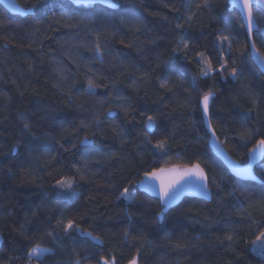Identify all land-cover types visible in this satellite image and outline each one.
Wrapping results in <instances>:
<instances>
[{"label": "trees", "instance_id": "obj_1", "mask_svg": "<svg viewBox=\"0 0 264 264\" xmlns=\"http://www.w3.org/2000/svg\"><path fill=\"white\" fill-rule=\"evenodd\" d=\"M111 1L119 6L111 10L100 5L75 6L74 0H43L42 6L23 17L12 16L0 6V19L5 21L0 27V152L7 153L0 156V264H24L27 249L37 243L55 248V255L43 258V264H75L85 257L89 259L84 264H95L101 252L115 255L116 264H127L137 249L139 264H264V256L258 255L252 244L237 239L235 251H230L227 242L220 243L232 231L248 240L255 238L253 226L241 222V216L247 208L255 219L264 217V210L249 206L247 200L252 195L259 199L264 183L232 177L207 147L200 112L183 106L179 80L190 75L195 65L189 66L172 48L179 31L175 30L177 17H183L179 20L183 24L190 14L184 6L186 0ZM16 2L29 10L36 0ZM197 2L187 0L195 15L185 24V35L192 37L199 50L207 44L208 51H215L212 33L227 30L230 22L239 34L233 45L240 58L239 81L217 77L204 82V90L213 85L219 89L212 101V129L227 153L244 164L255 139L244 144L238 137L244 126L264 128V74L253 65L247 51H236L247 40L237 12L227 0H214L211 11L201 12L196 10ZM174 8L180 12L172 11ZM254 11L257 22L264 23V15ZM259 35L258 31L256 45L264 54ZM97 43L105 49L102 64L91 51ZM194 55L190 53L189 59ZM89 67L97 76L108 77L97 81L109 85L107 90L97 89L99 95L83 93L85 74L91 75ZM65 68L68 79L77 81L71 92L58 83L57 73ZM165 77L171 80L168 86L172 92L160 87ZM113 81L116 89L111 87ZM117 91L127 98L125 107L130 106L127 118L114 108L119 101L101 104L107 92L115 95ZM252 99L258 100L257 108L249 112ZM109 108H113L112 115L105 118L103 113ZM94 113L101 114L99 122ZM147 115L157 120L153 143L169 138L163 155L142 140L144 128L137 121ZM81 121L88 126L79 127ZM25 123L29 132L23 130ZM115 126L123 130L122 138L114 135ZM85 136L94 143H78ZM13 145L15 151H11ZM113 153L115 158H105ZM196 163L208 177L209 202L183 198L158 218V201L136 189L135 203L116 200L117 189L122 190L126 183L124 177L139 181L142 175L137 172ZM85 165L87 182L80 181L76 173V168L83 170ZM255 173L264 181V156ZM62 175L76 177L77 198H56L54 178ZM68 218L101 235L105 246L93 248V243L75 234L65 237L56 229V220ZM208 223L213 227L209 229ZM21 224L30 240L13 231ZM125 229L131 233L127 239ZM50 231L55 232V239L47 235ZM137 236L141 239H134ZM90 252L97 253L94 259ZM9 257L16 259L9 261ZM34 264L40 261L34 260Z\"/></svg>", "mask_w": 264, "mask_h": 264}, {"label": "snow or ice", "instance_id": "obj_2", "mask_svg": "<svg viewBox=\"0 0 264 264\" xmlns=\"http://www.w3.org/2000/svg\"><path fill=\"white\" fill-rule=\"evenodd\" d=\"M90 0H78V3L87 4ZM106 3L112 8H116L119 5L111 3V0H105ZM227 3L231 6L232 11L237 12V16L239 17V26L244 29L245 38L247 43L243 48L237 49V52L243 53L245 51L250 53L257 54V60L259 67L264 70V54H260V50L257 48L256 39L257 32L259 31V39L264 42V23H258V16L255 9H258L260 13H264V0H227ZM43 5V0H36L35 3L30 5L29 11L35 10L38 6ZM167 6V5H166ZM185 7L189 9V15L185 20V23H180L179 20L183 19V17H177V23L175 24V30H179L176 40L175 47L172 48V53L178 55L180 59L187 62L189 66L195 65L192 69V73L190 75L185 74L183 79L179 80L178 87L183 89L184 92V101L183 106L188 108L190 112L199 111L201 113V119L207 124L209 130L211 131L210 139L215 140L216 132L212 129V124L210 122V113L212 109V101L213 98L217 95L219 91L215 85L211 87H207V90H204L206 81L212 80L215 81L217 77H221L225 80L231 78L233 81H239L242 76L241 69L239 67L240 58L235 55L233 51V45L236 43L238 38V33L235 32L233 27V23L230 22L226 25V29L224 31L215 30L212 35H214V40L211 42V47L215 51H208V46L205 44L204 50H199L198 46L193 42L192 37L185 35V24H188L194 18L193 13H191V4L185 2ZM214 7V0H199L196 3L197 12H201L203 10L211 11ZM172 11L177 13L180 12L179 8H174ZM167 19V17H164ZM123 22V20H122ZM5 21L4 19H0V27H3ZM59 23V21H57ZM67 27H76L75 24H66ZM139 32L141 29L137 27L135 29ZM123 43V41H121ZM155 43V41H153ZM126 47L128 45H125ZM93 53V58L97 63H103V55L105 49H102L99 43L96 44L95 48L91 49ZM195 53L194 56L189 59V54ZM163 63V62H161ZM159 67V65H157ZM170 71L173 69L170 68ZM127 71V68L124 69ZM67 69H62L58 71L57 75L59 77L58 83H61V86H67L69 88V92L71 89L76 87V80H69L65 75ZM88 72L91 75L85 74L86 85L83 88V93L86 96L89 95H99L97 89L107 90L109 88L108 84L98 83V80H107V76L99 77L96 72L93 71L91 67L88 68ZM143 79H147V73L142 74ZM171 84V80L165 77L160 82V87L163 88L166 92H172L173 88H170L168 85ZM133 85H136V81H133ZM112 89H116V81H113L111 84ZM69 103L72 102V96L68 97ZM112 101H119V103L114 105V108L117 112H122L124 117L127 118L130 114V106L125 107L127 103V98L116 92L114 95L113 92H107L106 100L102 99L101 104ZM257 99H252L251 104L252 107L248 109L249 112L254 111L257 108ZM79 107H83L80 105ZM113 112V108L107 109L103 115L107 118ZM95 114V113H94ZM143 115V113L141 114ZM96 122H99L101 119V114H95ZM131 122V121H129ZM137 123L141 124L144 128L142 133V140L145 144H150L152 149L159 151L162 155L166 152L169 138L163 137L159 139H155L153 143L152 137L155 135L153 131L156 128L157 120L154 115H147L146 119L137 121ZM88 125L81 121L79 127H87ZM23 130L25 132L30 131L29 124L25 123L23 125ZM73 132H76V129H72ZM114 135L118 138L123 137V130L119 129V126H115L112 128ZM33 137H35V133H31ZM239 140L247 144L248 142L255 139V143L251 148L248 149V152L252 154L253 159L256 155L264 152V128H252L250 126H244L242 131L239 134ZM59 143V142H58ZM78 143L90 144L94 143L90 140L89 137L85 136L81 138ZM76 145H73L75 147ZM63 147V145H61ZM16 150V145L12 146L11 151ZM65 151H69V149H64ZM7 153L0 152V156H6ZM115 153L112 155L106 156V159L115 158ZM155 159V156H153ZM99 162V161H97ZM75 167V166H74ZM234 168L237 169L239 175H246L249 172L250 165L241 168L238 164H234ZM8 172L11 173L12 169L9 168ZM76 173L79 174L80 181H86L87 176V167L82 170L81 168H76ZM136 174L142 175L143 179L136 181L135 179H128L127 177L122 178L126 183H124L122 190L117 189L118 195L116 196V200H125L132 203H135L134 193L137 184H141L150 188L152 190H158L159 196V205L160 210L156 213L158 218L162 217L168 211V205L179 195L181 189H188L193 191H200L204 194L210 196L209 188H208V177L205 174V170L200 166L199 163L193 164L190 167H180V166H172V167H160V168H151L148 170H144L142 172H137ZM129 175H134L129 172ZM54 188L57 190V199H75L78 197L79 193L76 188L77 180L74 175H62L59 178H54ZM223 179V176L221 177ZM33 183L35 179L33 178ZM264 183V181H262ZM219 187V185H217ZM232 195V193H229ZM249 206H257L260 209L264 210V191L261 192V196L259 199L255 195L247 197ZM131 222V221H130ZM241 222H245L248 225H252L251 233H255V238L248 240L244 238L243 234H238L235 231L229 232L225 235L224 240L220 241L221 244L227 242L228 250L235 251L234 245L239 239L241 242L245 244L259 245V248L254 249L258 255L264 256V217L261 219H255V217L247 211V208L243 209V213L241 216ZM204 227V225H201ZM207 227L210 229L213 227L212 223H208ZM56 229L61 231L65 237H71L75 234L77 237L83 238L86 242H94L93 248L102 249L105 246V241L103 237L99 234H94L93 231L88 228L82 227L75 218H68L66 221L64 219L56 220ZM14 232H18V234L24 237L25 240H30L31 237L27 235V230L25 225L21 224L19 229L13 228ZM47 235L52 239L56 238L55 232H48ZM131 235L128 229L124 230V236L127 239ZM134 239H141L140 237H134ZM176 247H180V245H176ZM140 249H137V254L133 255L131 259L128 261V264H139ZM55 255V248L44 246L41 243H37L33 245L31 248L27 249L25 253L24 264H34L35 260L40 261V264H43V258ZM97 255L96 252H90L89 256L93 259ZM240 253H237V258H239ZM16 259V257H9V261ZM89 257H85L84 259H77L75 264H84L85 260H88ZM95 264H116L115 255H109L100 253L99 259L95 261Z\"/></svg>", "mask_w": 264, "mask_h": 264}, {"label": "water", "instance_id": "obj_3", "mask_svg": "<svg viewBox=\"0 0 264 264\" xmlns=\"http://www.w3.org/2000/svg\"><path fill=\"white\" fill-rule=\"evenodd\" d=\"M74 5L75 6H86V5H100L108 9H116L112 8L108 5V3L105 2V0H90L89 3L87 4H81L78 3V0H74ZM111 3H113L111 1ZM114 4V3H113ZM229 5V4H228ZM0 6L10 15L12 16H19L23 17L27 14H31L32 11L29 10H23L16 0H0ZM231 8V6L229 5ZM238 12V9L236 10ZM264 15V13H262ZM248 56L253 63V65L257 68V70L264 74V70H262L259 67L258 60H257V54L256 53H250L248 52ZM201 114V113H200ZM112 115V114H111ZM203 123V128L207 134V147L210 150L211 154L221 163V165L224 167V169L235 179L240 180V181H246V182H254L257 184H263L262 181L259 179V177L255 173V167L262 161L264 152L258 154L255 156L253 159L252 154L249 152L246 153V162L244 164H240L237 162L235 159H233L227 151L224 149V147L221 145L220 141L218 140L217 136L215 140L210 139L211 137V131L209 130L207 124L202 120ZM234 164H238L241 168H244L248 165H250V169L248 174L246 175H239L237 172V169L234 168ZM172 167V166H170ZM190 167V166H189ZM143 179L141 178L139 180ZM209 188V187H208ZM136 190L145 194L146 196L155 199L159 203V196H158V190H152L150 188H147L144 185L137 184L136 185ZM210 192V189H209ZM183 198H194L198 200H202L204 202H209L211 199V192L210 196L207 194H204L200 191H193V190H188V189H181L179 195L168 205V210L174 208L177 206ZM160 206V205H159ZM3 238L0 235V246L2 245ZM94 243V242H91ZM128 264V263H127Z\"/></svg>", "mask_w": 264, "mask_h": 264}, {"label": "rangeland", "instance_id": "obj_4", "mask_svg": "<svg viewBox=\"0 0 264 264\" xmlns=\"http://www.w3.org/2000/svg\"><path fill=\"white\" fill-rule=\"evenodd\" d=\"M256 248H259L258 244L253 247V249H256ZM34 260H35V258H34Z\"/></svg>", "mask_w": 264, "mask_h": 264}]
</instances>
